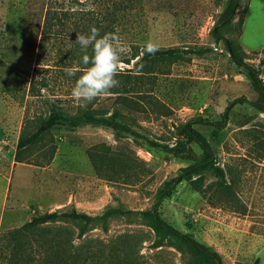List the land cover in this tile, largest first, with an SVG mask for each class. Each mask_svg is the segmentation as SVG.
<instances>
[{
  "label": "rangeland",
  "instance_id": "1",
  "mask_svg": "<svg viewBox=\"0 0 264 264\" xmlns=\"http://www.w3.org/2000/svg\"><path fill=\"white\" fill-rule=\"evenodd\" d=\"M76 1L0 0V264H12V232L34 214L70 207L89 214L108 207L153 208L165 182L204 158L200 146L182 133L189 122L212 148V161L225 170L231 192H223L218 177L203 168L159 201V215L216 251L222 264L256 259L264 264V0H237L223 24L232 0ZM49 6L91 9L93 25L98 21L104 34L119 36L125 51L116 79L125 92H110L90 104L99 112H117L142 136L171 147L169 152L143 137L90 124L55 126L17 149L18 140L31 134L50 108L76 115L83 107L70 94L77 77L66 75L80 62L65 56L79 54L73 45L81 33L47 36L39 48ZM225 39L236 46L240 63ZM147 41L158 48L210 50L141 60ZM136 50L139 55L130 59ZM227 106L224 124H215ZM68 225L75 234L76 224ZM47 232L28 230L19 237L30 242L33 254L37 245L43 249ZM124 232L136 242L135 249L129 246L130 264H211L137 214L109 217L106 230L96 224L82 239L106 240Z\"/></svg>",
  "mask_w": 264,
  "mask_h": 264
},
{
  "label": "trees",
  "instance_id": "2",
  "mask_svg": "<svg viewBox=\"0 0 264 264\" xmlns=\"http://www.w3.org/2000/svg\"><path fill=\"white\" fill-rule=\"evenodd\" d=\"M236 5L237 0H232L226 16L220 21L222 24L229 20ZM93 13L94 12L91 9H73L72 7L65 8L62 6L47 7L42 23L39 48L42 46L43 41H45L47 36L58 38L63 33L68 34L69 32V34H74V31L88 35L91 27H96L99 29L98 21H95L94 25L90 22L92 17H89V15H92ZM102 13L109 14V11L105 10ZM82 19H86L88 23L83 24L80 21ZM242 23L243 20L240 21V26H242ZM217 25L214 27L213 32L215 35H217L216 40L218 41L222 37L218 34ZM99 31L101 35L104 34L103 29H99ZM224 42L230 55L237 63H240L241 56L236 52V46L228 39H225ZM73 47L80 49V46L77 43L73 45ZM58 48L61 51V48ZM209 50L210 47L208 46L159 47L155 54L152 55L148 54L145 50L141 51L140 59L143 60L192 54L201 55ZM39 51L41 53L42 49ZM80 52L81 49L78 55L75 52H66L65 56L72 58V61L77 60L80 62ZM139 53L140 51L136 50L133 52L130 59L138 56ZM127 62H129V59H127ZM260 63L263 64L264 60H260ZM252 74L254 79L258 81L255 73L252 72ZM120 76L124 77L125 75ZM33 87L34 84L32 82L30 84V89ZM110 92L119 96L125 92V88L121 86L116 87L111 89ZM238 100L243 101V98H239ZM90 103H87L86 106L81 108L79 107L80 109L76 115H65L53 107L50 108L48 114L40 120L35 130L31 134L18 140L17 149L19 150L28 144L36 142L44 132L52 129L55 126L61 125L73 128L90 124L109 127L113 129L116 134L126 132L138 137H143L147 143L152 146H158L167 152L171 150V147L168 145L142 136L129 124L120 120L117 112H99L100 110L93 108V105ZM227 109L228 106L223 111L222 118L220 120H216L214 122L215 124H220L221 126L224 124V120L227 118ZM262 111H264V107ZM201 120L205 121V119ZM182 133L187 141H194L200 146L204 152V158L197 163L183 167L178 174L165 182L164 185L157 190L156 204L153 206V208L133 210L122 209L120 207H108L99 214H89L79 211L75 207H70L66 209H53L50 211H45L41 214H34L23 224L20 230H15L12 232L14 234V244L11 252L12 257L9 259L10 262L12 264H130V257L132 254H134V252H130L129 246L133 247L134 249L136 247V242L133 244L130 243L133 238V234L124 232L117 235L115 238L106 240L93 238L82 239V237L86 231L96 224H101L102 228L106 230V222L109 217L137 214L151 220L152 224L157 230L170 233L183 241L189 247V249H191V251H193L199 257L207 259L211 262V264H222L221 257L216 251L211 250L209 247L196 241L194 238L173 228L161 218L156 208V205L159 203V201L168 196L178 182L184 178L198 173L203 168H210L213 171V173L218 177L217 185L223 192H231L230 184L227 183L226 180L225 170L220 165H216L212 161L213 150L203 138V136L191 125L190 122L186 123L182 127ZM213 135H218V129L213 130ZM70 223H75L77 226V231L75 234L73 229H71L68 225ZM41 228H47V230L50 232V235L45 237L43 249H39V245H37L38 247L35 250L33 249L32 254L31 251L29 252L30 242L20 238L19 233L28 230L39 231ZM252 264H258V259H256Z\"/></svg>",
  "mask_w": 264,
  "mask_h": 264
},
{
  "label": "clouds",
  "instance_id": "3",
  "mask_svg": "<svg viewBox=\"0 0 264 264\" xmlns=\"http://www.w3.org/2000/svg\"><path fill=\"white\" fill-rule=\"evenodd\" d=\"M75 43L79 44L82 52L81 66L77 71L67 70L66 75L77 77L70 94L82 106H86L97 97L109 95L111 89L119 86L120 81L116 77L125 49L118 35H101L96 27H91L88 35L76 34ZM89 48L91 54L88 52ZM144 50L152 55L158 50V46L147 41Z\"/></svg>",
  "mask_w": 264,
  "mask_h": 264
}]
</instances>
